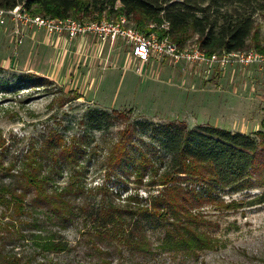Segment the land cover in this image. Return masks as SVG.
I'll return each mask as SVG.
<instances>
[{
    "label": "trees",
    "instance_id": "1",
    "mask_svg": "<svg viewBox=\"0 0 264 264\" xmlns=\"http://www.w3.org/2000/svg\"><path fill=\"white\" fill-rule=\"evenodd\" d=\"M19 4L33 15L49 18L99 21L124 16L144 35L154 33L180 47L197 37L199 48L207 55L246 49L264 54L254 19L255 14L264 15V0H0V9ZM29 78L20 77L17 86ZM3 89H7L6 83H0ZM70 92L72 100L81 97L77 90ZM66 103L63 98L59 105ZM114 118L128 120L115 110H90L82 120L88 130L81 135L65 138L51 132L40 144L29 143L17 164L3 168L0 160V171L10 180H0V239L6 231L11 239H26L33 246L26 259L7 253L3 264H59L48 255L68 252V243L58 232L44 231L33 213L45 215L53 224L65 226L73 221L78 216L73 199L86 191L84 160L90 161L98 152H105L101 155L106 178L94 191L103 200L95 210L82 206L79 214L83 219L93 218L98 226L94 233L87 232L85 240L99 264L114 263L106 258L109 252L101 250L113 229L120 241L143 254L152 252L147 229L161 232L164 252L196 248L203 242L198 231L201 208L219 204V194L226 190L264 187V132L252 136L210 126L188 129L184 123L141 122L125 125L114 139L100 145L94 133H106ZM146 132L153 140L148 145L140 136ZM5 150L0 136V155ZM14 169L16 175L10 173ZM65 171L69 172L68 183L56 185ZM113 176L121 184L132 176L136 190L146 188L147 196L139 199L135 192L117 203L119 195L106 186ZM255 202L264 204V194ZM25 216L32 220H22ZM24 226L30 230L26 232Z\"/></svg>",
    "mask_w": 264,
    "mask_h": 264
},
{
    "label": "rangeland",
    "instance_id": "2",
    "mask_svg": "<svg viewBox=\"0 0 264 264\" xmlns=\"http://www.w3.org/2000/svg\"><path fill=\"white\" fill-rule=\"evenodd\" d=\"M254 19L264 46V15L255 14ZM94 44L93 50H99V54L91 63L81 62L76 67V58L64 53L67 66L62 74L52 78V70L58 72L61 68L54 70L51 65V48L44 51L36 73L0 69V83L7 84L6 90H0V136L6 147L0 155L3 168L17 164L27 145L40 144L48 133L55 132L65 138L81 135L88 130L82 120L90 110L108 113L115 110L128 119L114 118L113 126L106 133H94L100 145L114 139L125 125L141 122L151 125L184 123L188 129L210 126L252 136L264 132V71L233 68L226 70L224 74L229 72L222 77L205 82L194 78L185 67L149 65L147 71L138 75L128 65L132 56L127 45L120 42L117 46H114L116 43L113 46ZM89 73L83 82V77ZM22 76L30 78L17 86ZM75 89L81 97L72 100L70 91ZM63 98H67V103L60 106ZM140 136L147 145L153 142L149 132ZM101 154L105 156V152H98L90 161L84 160L86 191L73 199L78 214L73 221L65 226L53 224L45 215L33 213L44 231L58 232L59 238L68 243V252L48 255L59 264H99L92 245L85 240L87 232L94 233L98 226L93 218L83 219L79 208L95 210L103 200L102 194L94 191L106 178ZM16 170L10 173L16 175ZM5 173L0 171L2 183L10 181ZM68 177L69 172L65 171L62 178L56 179V185L65 186ZM117 179L110 177L106 185L119 195L117 203L122 204L125 196L135 192L139 199L147 196L146 188L136 190L138 187L132 176L125 177L122 184ZM262 194L264 187L256 185L243 191L226 190L219 194V204L201 208L202 223L197 227L203 242L189 251L164 252L160 249L161 232L152 229L146 230L151 243L150 254L131 249L119 240L114 229L110 241L103 242L101 250L109 252L106 258L113 264H264V204H255ZM21 219L32 220L27 216ZM25 229L26 232L30 230ZM2 235L0 264L5 262L2 257L7 253L23 259L30 256L32 242L13 240L6 231ZM94 236L97 241L98 235Z\"/></svg>",
    "mask_w": 264,
    "mask_h": 264
},
{
    "label": "built area",
    "instance_id": "3",
    "mask_svg": "<svg viewBox=\"0 0 264 264\" xmlns=\"http://www.w3.org/2000/svg\"><path fill=\"white\" fill-rule=\"evenodd\" d=\"M9 24L16 45L21 43L24 32L34 29L44 30L48 34H61L69 40L91 35L102 45L109 43L113 46L121 41L129 47L134 60L133 68L138 75L147 71L149 65L185 67L194 78L205 82L221 77L226 70L233 68L264 71V54L253 49L207 55L199 48L197 37L180 47L167 38L158 39L154 33L144 35L124 16L99 21L49 18L33 15L23 4H19L12 9H0V26Z\"/></svg>",
    "mask_w": 264,
    "mask_h": 264
},
{
    "label": "crops",
    "instance_id": "4",
    "mask_svg": "<svg viewBox=\"0 0 264 264\" xmlns=\"http://www.w3.org/2000/svg\"><path fill=\"white\" fill-rule=\"evenodd\" d=\"M13 36L10 24L6 27L0 26V69L19 70L18 73L23 71L26 74L33 71L36 73L37 68L40 66V61L44 58V51L51 48L52 56L49 59L50 63L53 65L54 70L57 67L61 68V71L59 70L58 72L52 70V78L56 75L59 76L60 73L62 74L63 68L67 66L63 58L64 53L76 58V67L80 66L81 62L84 64L91 63L99 54V50L98 52L93 50L94 45L96 47L94 42L98 41L91 35L69 40L61 34H48L44 30L34 29L24 32L21 43L18 45L13 41ZM118 42L122 44L121 41H117L114 46H117ZM88 58L90 59L88 60ZM128 65L133 69L134 60L132 57H130ZM89 76L90 73L83 77V82H86Z\"/></svg>",
    "mask_w": 264,
    "mask_h": 264
}]
</instances>
